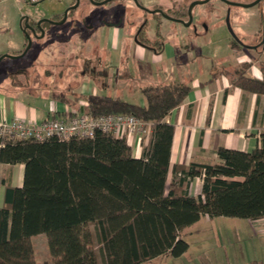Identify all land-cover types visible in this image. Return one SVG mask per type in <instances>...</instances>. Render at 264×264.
Segmentation results:
<instances>
[{
    "label": "trees",
    "instance_id": "obj_1",
    "mask_svg": "<svg viewBox=\"0 0 264 264\" xmlns=\"http://www.w3.org/2000/svg\"><path fill=\"white\" fill-rule=\"evenodd\" d=\"M140 27L138 42L150 46L146 23ZM260 66V78L247 74L248 63L220 67L212 78L225 75L233 86L264 94ZM189 90L183 82L145 85L144 104L90 94L76 110L150 123L139 157L125 136L100 130L66 140L0 139V163L23 164L21 186L3 183L0 264H38L31 236L39 233L46 236L49 264H141L183 254L185 229L202 215L264 218V133L250 151L220 146L215 162L173 165L167 182L174 126L165 117ZM195 176L202 177L197 195L187 189Z\"/></svg>",
    "mask_w": 264,
    "mask_h": 264
},
{
    "label": "crops",
    "instance_id": "obj_2",
    "mask_svg": "<svg viewBox=\"0 0 264 264\" xmlns=\"http://www.w3.org/2000/svg\"><path fill=\"white\" fill-rule=\"evenodd\" d=\"M5 1L8 7L16 9L17 15L0 16V55H18L27 42L21 29L25 15L20 5H14L15 1L0 0V3ZM74 1H68L64 7ZM96 5L86 2L85 11L69 19L70 10L66 20L49 28L48 34L44 24L49 21L42 22L46 41L34 37L28 31L32 38L29 48L32 51L28 49L24 54H29L26 64L16 60L21 56L11 57L8 67L17 65L19 69L9 77L0 75L5 77L4 80L0 77V122L13 118L27 123L45 118L68 119L87 103L84 93L119 96L124 100L132 99L130 102L144 104L141 87L183 82L190 86L188 94L165 117V121L174 126L167 182L171 180V168L175 164L215 162L218 160L217 148L220 146L250 151L259 145L260 136L264 133V94L233 86L225 75L212 78L213 67H227L223 65L224 57L230 58L231 68L238 63H248L247 74L257 78L262 76L260 64L264 63V40L257 41L258 26L254 19L248 17L242 21L235 20L234 35L220 32L213 36L212 33L196 32L190 43L177 37L162 39L160 36L161 43L145 46L135 39L139 25L146 23L143 19L132 39L129 37L135 23L127 18L130 9L128 4H115L113 9L103 12ZM50 11L33 19L28 16V22L35 26V22L42 17L53 20L61 18L59 8ZM206 11L209 8L201 10L199 17L203 18ZM86 13L90 15L84 16ZM108 14L112 19L103 17ZM123 18H126L124 23ZM171 26L165 23L164 29ZM36 31L40 34L38 29ZM102 34L105 35L106 49L97 41ZM86 37L90 44L86 42L83 49L74 48L77 40ZM125 37L131 39V49H121V40ZM146 37L149 42L152 41L147 33ZM200 37L206 41L204 48L198 45ZM94 42H97L96 45ZM234 42L239 46L234 45ZM219 47L223 49L222 54ZM126 56L137 60L136 70L122 68ZM151 61L159 63V73L152 71ZM140 62L143 65H139ZM167 64L169 66L165 69ZM105 66L112 67L113 79L110 81L97 77L99 70ZM210 78L212 81H209ZM71 96H77L78 99L73 100ZM150 132L151 126L148 123L140 134L126 135L134 156L139 157L142 149L148 146ZM22 179V163H0V202L3 183L21 186ZM201 184L202 177L195 176L189 181L188 192L197 195L201 191ZM250 222L257 226L253 229L255 234H264V218L250 219Z\"/></svg>",
    "mask_w": 264,
    "mask_h": 264
},
{
    "label": "rangeland",
    "instance_id": "obj_3",
    "mask_svg": "<svg viewBox=\"0 0 264 264\" xmlns=\"http://www.w3.org/2000/svg\"><path fill=\"white\" fill-rule=\"evenodd\" d=\"M15 1V6L20 5L22 12L24 15L29 16L31 19L37 18L41 14H46L47 12H51L50 10L54 8H59L62 12L61 17L63 16L64 10L67 8L64 7L68 1L70 0H42L37 4L28 3L25 0H11ZM140 4L149 9H162L165 10L170 15H179V18L187 19V7L188 4L192 0H138ZM236 2H250L252 0H233ZM75 2V1H74ZM74 2H72L69 6H71ZM80 4L75 8L71 9V13L69 15H78L82 14L85 11V3L90 2V0H79ZM128 4L130 6L128 20L133 21L135 26L132 27V34L129 37L132 39L133 33L136 32L137 26L140 21L146 22V33L151 37L152 41L149 43L153 46L155 45V41L157 40V32L161 35L162 39L177 37L180 40H185L190 43L193 34L196 32L200 33H212L213 36L217 33L224 34H235V20L242 21L245 18L250 17L256 21L258 26V38L264 39V0H260L257 4L244 8L239 5H228L222 0H209L203 4H197L194 6L192 11V22L189 25H184L181 22L173 21L171 19H167L159 12H148L142 9L139 5L132 0H109L103 4L96 5L97 9L101 12L109 11L113 9L115 4ZM119 6V5H118ZM44 7H47L44 8ZM209 8V11H206L203 18L199 17V12ZM121 10L123 8H120ZM183 11L186 12L184 15ZM102 14V13H98ZM17 15L16 9L12 7H8V5L1 2L0 3V16L8 17ZM90 15L86 13L84 16ZM109 15V16H108ZM106 17L108 20L110 18V14ZM229 16V23L227 24L226 18ZM177 17V16H176ZM49 20H53L48 17H42ZM119 19V17L117 18ZM126 18H123V23ZM221 22V24H219ZM165 23H169L172 25L168 27V29H164ZM57 26V25H56ZM55 23L46 22L44 27H46V32L48 34L49 28L56 27ZM208 26V29H206ZM45 33V32H44ZM50 33V32H49ZM47 35H43L40 39L46 41ZM101 38V39H100ZM97 41L99 45H102L106 49L105 44V35L102 34ZM121 40V49L123 50L130 48L132 45L131 39ZM198 41V40H197ZM90 44V40L80 39L75 42L74 48H82L85 43ZM204 42L201 37L198 41V45L204 48ZM95 45L97 42H94ZM71 47V46H69ZM30 52L32 49H29ZM219 52L222 54L223 49L219 47ZM6 54V53H3ZM2 55V54H1ZM15 55V54H11ZM29 57V54L16 58V60L21 64H26V61ZM11 57H3L0 60V75H6L9 77L12 72H16L19 67L16 65L14 67H8L10 63ZM118 58V57H116ZM73 59V56L71 57ZM148 59V58H145ZM228 59V60H227ZM115 56L113 57V61H115ZM225 60V61H224ZM230 58H223V65L231 68ZM148 61V60H147ZM16 63V62H15ZM152 71L156 74L159 73L157 69L156 62H149ZM156 63V64H155ZM222 63V62H221ZM95 65L94 62H92ZM145 64V63H144ZM147 64V62H146ZM240 64V63H238ZM138 65L137 60H135L132 56H126L123 58L122 68H129L130 71L136 70ZM139 65H143V63H139ZM218 65V64H216ZM222 65V64H221ZM149 66V65H148ZM167 66H164L166 69ZM237 64L235 65V67ZM97 67V66H96ZM234 67V66H233ZM98 68V67H97ZM220 66L213 67L212 72L218 71ZM112 67L105 66L103 69H100L97 73V77L104 80H112L113 75L111 73ZM57 71V70H56ZM2 80L5 77L0 76ZM83 96H88V93H84ZM73 100L76 99L77 96H71ZM130 101L132 99H126ZM6 139V138H5ZM3 139V140H5ZM92 225L90 228L92 229ZM254 227H257L254 223L250 222V219L237 217V216H213L209 217L207 215H202L198 221L193 223L192 225L186 227L184 238L188 241L189 246L187 250L179 255H165L159 256L153 260L143 261L141 264H249L252 260H257L264 264V234H255ZM31 241L34 246L36 258L38 264H49V254L47 248V240L44 233H39L31 236ZM96 246V245H95ZM97 252L98 249L96 248Z\"/></svg>",
    "mask_w": 264,
    "mask_h": 264
},
{
    "label": "built area",
    "instance_id": "obj_4",
    "mask_svg": "<svg viewBox=\"0 0 264 264\" xmlns=\"http://www.w3.org/2000/svg\"><path fill=\"white\" fill-rule=\"evenodd\" d=\"M25 1L36 4L42 0ZM147 124V122L140 120L134 115L103 114L93 116L81 111L68 119L45 118L35 123H27L18 118L1 121L0 139L32 138L44 140L56 137L60 140H66L71 137H93L97 130L126 137V135L130 134H140V132L145 130Z\"/></svg>",
    "mask_w": 264,
    "mask_h": 264
},
{
    "label": "water",
    "instance_id": "obj_5",
    "mask_svg": "<svg viewBox=\"0 0 264 264\" xmlns=\"http://www.w3.org/2000/svg\"><path fill=\"white\" fill-rule=\"evenodd\" d=\"M93 4H103L109 0H90ZM134 3H136L137 5H139L142 9L148 11V12H151V13H154V12H159L161 13L164 17H166L167 19H171L173 21H177V22H181L183 23L184 25H189L191 22H192V11H193V8L195 5L197 4H203V3H206L208 2L209 0H192L189 4H188V7H187V19L184 20L182 18H179V17H174V16H171L169 15L165 10H162V9H159V8H156V9H149V8H146L144 6H142L140 4V2L138 0H133ZM224 1L226 4L228 5H239V6H242L244 8H247V7H251L255 4H257L260 0H252L250 2H236V1H233V0H222ZM79 4V0H75V2L67 7L65 10H64V13H63V16L59 19V20H49V19H46V18H40L38 19L36 22H35V26L30 24L28 22V16L25 15L24 16V23H23V26H21V29L23 30V32L25 33L26 35V38H27V42H26V45L23 49V51L21 53H19L18 55H10V54H2L0 55V60L4 57V56H7V57H18V56H22L24 55L27 50L30 48L31 46V43H32V38H31V35L29 34L28 31L31 32V34L34 36V37H42L44 35V30H43V27L41 26L42 22L44 21H49L51 23H55V24H60V23H63L66 18H67V15H68V12L75 8L76 6H78ZM229 16L226 18V22L227 24L229 23V20H228ZM36 29H38L40 31V34L37 33ZM135 39L137 40V37L135 36ZM239 40V39H238ZM264 40V39H262ZM138 41V40H137Z\"/></svg>",
    "mask_w": 264,
    "mask_h": 264
},
{
    "label": "flooded vegetation",
    "instance_id": "obj_6",
    "mask_svg": "<svg viewBox=\"0 0 264 264\" xmlns=\"http://www.w3.org/2000/svg\"><path fill=\"white\" fill-rule=\"evenodd\" d=\"M140 26H141V25H139V27H138V29H137V34H138V32L140 31V28H141Z\"/></svg>",
    "mask_w": 264,
    "mask_h": 264
}]
</instances>
